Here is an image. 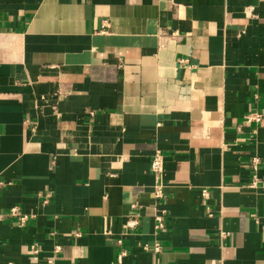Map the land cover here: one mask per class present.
I'll return each mask as SVG.
<instances>
[{"label":"crops","instance_id":"1","mask_svg":"<svg viewBox=\"0 0 264 264\" xmlns=\"http://www.w3.org/2000/svg\"><path fill=\"white\" fill-rule=\"evenodd\" d=\"M121 249L264 264V0H0V264Z\"/></svg>","mask_w":264,"mask_h":264},{"label":"built area","instance_id":"2","mask_svg":"<svg viewBox=\"0 0 264 264\" xmlns=\"http://www.w3.org/2000/svg\"><path fill=\"white\" fill-rule=\"evenodd\" d=\"M248 117L250 118H253L255 120H258L260 118V113L258 112H250L248 114ZM257 158H254V161H256ZM150 168H151V172L153 174V177H154V182L151 186V192L153 193V196H154V199L156 202H158V200L160 199V197L163 195V184H162V179H161V171H162V156H161V153L159 151H156L152 158H151V161H150ZM254 183V181L252 182ZM202 193L204 195L207 194V190L206 189H202ZM132 208H135L136 207V204L132 203L130 204ZM11 211L15 212L16 211V206H13L11 208ZM134 209H133V212L132 214L134 215L133 217L129 218L127 221H126V224L127 226L129 227H133L136 225L137 223V219L135 217V213H134ZM165 213V208L163 207H158L157 209V212L155 213L154 215V220H155V223H154V226L156 228H159V227H162L163 226V215ZM254 215V214H252ZM25 215L22 216V218L24 219ZM223 233V232H222ZM120 242H121V238L118 239ZM143 247L144 248H148V244H143ZM153 250L155 251H159L160 248H161V244L160 242L158 241H155L153 243ZM60 248L59 245H55V251L58 250ZM32 250L34 252L38 251V248L35 246V245H32ZM126 250L125 249H121L117 255H116V258H115V264H121V261H122V257L126 254ZM157 264V263H156Z\"/></svg>","mask_w":264,"mask_h":264}]
</instances>
